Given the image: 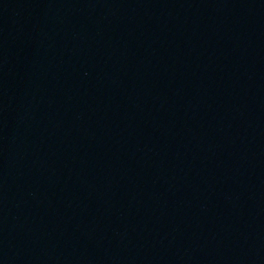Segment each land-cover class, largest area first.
Wrapping results in <instances>:
<instances>
[{
  "label": "water",
  "instance_id": "obj_1",
  "mask_svg": "<svg viewBox=\"0 0 264 264\" xmlns=\"http://www.w3.org/2000/svg\"><path fill=\"white\" fill-rule=\"evenodd\" d=\"M0 264H264V0H0Z\"/></svg>",
  "mask_w": 264,
  "mask_h": 264
}]
</instances>
